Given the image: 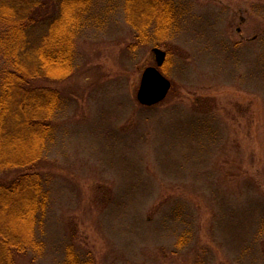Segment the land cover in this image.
<instances>
[{"label": "rangeland", "instance_id": "rangeland-1", "mask_svg": "<svg viewBox=\"0 0 264 264\" xmlns=\"http://www.w3.org/2000/svg\"><path fill=\"white\" fill-rule=\"evenodd\" d=\"M84 5L72 68L51 84L43 251L15 264H64L69 243L95 264H264V0H164L144 39L150 10ZM154 47L171 87L145 106Z\"/></svg>", "mask_w": 264, "mask_h": 264}, {"label": "trees", "instance_id": "trees-1", "mask_svg": "<svg viewBox=\"0 0 264 264\" xmlns=\"http://www.w3.org/2000/svg\"><path fill=\"white\" fill-rule=\"evenodd\" d=\"M86 1L0 0V172L15 174L0 181V264H15L16 254L43 251L38 234L45 228L49 192L40 168L62 102L60 91L51 84L72 68V34ZM133 1L127 0V5L138 13L164 2L138 0L134 8ZM66 12L72 14L70 20ZM153 13L134 24L138 38L144 39L142 33L156 17ZM18 225L21 229L16 231ZM185 240L180 236L177 247L182 248ZM64 264L95 261L91 252L69 243Z\"/></svg>", "mask_w": 264, "mask_h": 264}, {"label": "water", "instance_id": "water-1", "mask_svg": "<svg viewBox=\"0 0 264 264\" xmlns=\"http://www.w3.org/2000/svg\"><path fill=\"white\" fill-rule=\"evenodd\" d=\"M152 53L155 65L144 68L136 95L138 101L145 106L162 101L171 87L170 80L159 71V67L165 62L166 52L159 47H154Z\"/></svg>", "mask_w": 264, "mask_h": 264}]
</instances>
